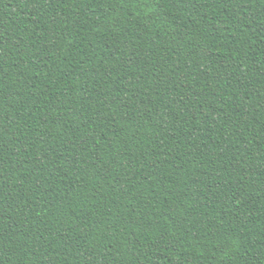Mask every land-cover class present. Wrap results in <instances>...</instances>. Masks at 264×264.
<instances>
[{
    "label": "trees",
    "instance_id": "1",
    "mask_svg": "<svg viewBox=\"0 0 264 264\" xmlns=\"http://www.w3.org/2000/svg\"><path fill=\"white\" fill-rule=\"evenodd\" d=\"M0 264H264V0H0Z\"/></svg>",
    "mask_w": 264,
    "mask_h": 264
}]
</instances>
